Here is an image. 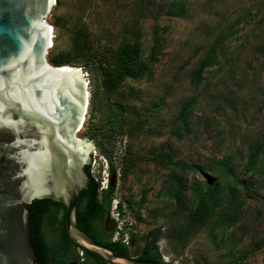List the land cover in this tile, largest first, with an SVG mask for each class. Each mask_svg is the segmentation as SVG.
I'll list each match as a JSON object with an SVG mask.
<instances>
[{
    "label": "rangeland",
    "instance_id": "rangeland-1",
    "mask_svg": "<svg viewBox=\"0 0 264 264\" xmlns=\"http://www.w3.org/2000/svg\"><path fill=\"white\" fill-rule=\"evenodd\" d=\"M47 20L49 63L86 76L89 109L77 136L92 143L100 189L115 168L114 233L131 255L158 236L169 264H264V0H56ZM134 44L145 72L115 78L120 48ZM211 51L213 62L198 75ZM256 149L254 172L246 164ZM223 161L229 177L201 169ZM199 183L222 187L223 200L188 231ZM234 186L242 216L224 229L216 218ZM44 232L56 239L50 220Z\"/></svg>",
    "mask_w": 264,
    "mask_h": 264
},
{
    "label": "water",
    "instance_id": "water-1",
    "mask_svg": "<svg viewBox=\"0 0 264 264\" xmlns=\"http://www.w3.org/2000/svg\"><path fill=\"white\" fill-rule=\"evenodd\" d=\"M54 5L0 0V264H36L29 206L40 199L62 202L69 236L111 264H159L116 256L77 224L93 161L91 141L77 136L89 88L81 68L48 63Z\"/></svg>",
    "mask_w": 264,
    "mask_h": 264
},
{
    "label": "trees",
    "instance_id": "trees-1",
    "mask_svg": "<svg viewBox=\"0 0 264 264\" xmlns=\"http://www.w3.org/2000/svg\"><path fill=\"white\" fill-rule=\"evenodd\" d=\"M139 54V45L134 44V46H126L124 48H120L119 56L117 57L114 71L116 74L115 78L122 79L127 75L130 76H140L145 72L144 65H136L137 58ZM213 51H211L206 58L202 61L200 67L198 68V75L202 72L203 67L211 64L213 62ZM55 65H63L61 60H57ZM114 77V76H113ZM94 94L92 97L94 98ZM188 111V107L184 106L181 114L183 119H185L186 113ZM105 155L109 157L111 161V156L108 151H104ZM258 159V150H254L246 164L247 170H253L254 172L258 169L256 166V161ZM262 167H264V157L262 160ZM257 168V169H256ZM204 171H215L221 177H229L231 172V168L226 167V161L218 164V168H203ZM86 171L90 177V182L88 187L81 191L78 202H77V224L78 226L86 232L91 231V221L92 218L100 213H106L111 210V196L110 194L113 191V187L110 182L108 187L105 189H100V182L96 180V178L92 175L90 171V166L86 167ZM115 173V168L112 165L110 169V174ZM237 183V182H236ZM232 187L231 193L227 202V207L222 211L219 218H216V222H218L219 226L222 228L231 227L239 218L242 216L241 207L244 204L243 200L240 199L238 190ZM178 187L174 186L172 188L171 194L177 195ZM195 190V199L196 203L194 207H192L188 214V231H194L198 228H201L205 225L212 217L215 216L217 208H219L222 204V195L221 193L224 191L222 187L210 186L206 183H199L194 186ZM121 204L119 205L120 211L122 210ZM37 209L35 210V208ZM62 207V202H55L51 199H44L40 201H35L32 205H30V222H31V234L34 246L36 248L38 262L39 264H47L48 256L46 253L48 252V248L45 244V241L40 234L42 223L44 218L48 215V213H52L53 208ZM66 209V208H65ZM52 211V212H51ZM51 215V214H49ZM50 220V224L52 227V231L56 232L60 230V233L64 239H67L66 232V222L65 219H59L57 215L48 216ZM91 233V232H90ZM158 236L153 240V242H147V247L145 249L147 255L145 257L154 259L160 264H169L165 262L161 258V254L159 252L158 246L155 244ZM111 247H121L115 250L118 256L123 255L124 257H129L128 255V247L123 242L111 243L109 244ZM54 262L58 263L60 261V257L58 255L53 256Z\"/></svg>",
    "mask_w": 264,
    "mask_h": 264
},
{
    "label": "flooded vegetation",
    "instance_id": "flooded-vegetation-1",
    "mask_svg": "<svg viewBox=\"0 0 264 264\" xmlns=\"http://www.w3.org/2000/svg\"><path fill=\"white\" fill-rule=\"evenodd\" d=\"M89 182H90V180L87 183V187H88ZM78 198H79V196H78ZM40 200H44V199H40ZM40 200H35V201H40ZM35 201H33L30 205H32ZM29 208H30V206H29ZM65 208H66V206L64 208H62V207L55 208L54 207L53 208L54 210H52L53 212L52 211H51L52 213L49 212L48 215L44 218V221L42 223L40 234L42 235V237L45 241V244L48 248V252L46 253V255L49 258L47 264H111L110 262L105 260L102 256H100L98 253L93 252L91 250H88L87 248H85L84 246L79 244L76 240L72 239L68 234L67 227H66L67 239H64V237H62V235L60 233V230H58L55 232V234L57 235L56 239L52 243L47 241L46 235L44 232L45 221L49 220L48 216L50 217L51 215H55V216L57 215V217L59 219H65V222H66L67 208L66 209ZM36 209H37V207L35 208V210ZM77 211H78V207H77ZM30 213H31V211H30ZM49 214H51V215H49ZM66 226H67V224H66ZM90 227L92 228L90 231L91 233L86 232V231L85 232L89 236H91L97 243L112 249L114 254L116 256H118L116 254L115 250H117V248L120 249L121 247L109 246V244H111V243L123 242L121 239V236H115L114 232H115L117 225H116L115 219L112 217L111 210L107 211L106 213L100 212V213L96 214L92 218ZM30 238H31V242L34 246V243L32 240V234H31V222H30ZM146 247H147V243L144 244L140 254H138V255L133 256L128 251L129 257H124L123 255H121L119 257H124V258H129V259L137 258V259H142V260L155 261L154 259L145 257L147 255V253L145 251ZM34 249H35V254H36L35 263L39 264L35 246H34ZM54 255H58L60 257V261L58 263L54 262V260H53Z\"/></svg>",
    "mask_w": 264,
    "mask_h": 264
},
{
    "label": "bare ground",
    "instance_id": "bare-ground-1",
    "mask_svg": "<svg viewBox=\"0 0 264 264\" xmlns=\"http://www.w3.org/2000/svg\"><path fill=\"white\" fill-rule=\"evenodd\" d=\"M55 2H56V0H54V4H55ZM48 22V21H47ZM48 24H49V29H50V40H51V46H50V48L51 47H53L54 46V28L52 27V25L48 22ZM48 63H49V61H48ZM49 65L51 66V67H53V68H55V66H53L52 64H50L49 63ZM58 67V66H57ZM65 67H68V66H61V67H58V68H65ZM80 73H81V75H82V72H81V70H80ZM83 77V76H82ZM88 84V83H87ZM87 98H88V100H87V102H86V105H85V109H84V114H83V116H82V120H81V125L79 126V129H78V132H80L82 129H83V126H84V124H85V121H86V115H87V113H88V109H89V101H90V92H89V90L87 91ZM77 138V137H76ZM78 139V138H77Z\"/></svg>",
    "mask_w": 264,
    "mask_h": 264
},
{
    "label": "built area",
    "instance_id": "built-area-1",
    "mask_svg": "<svg viewBox=\"0 0 264 264\" xmlns=\"http://www.w3.org/2000/svg\"><path fill=\"white\" fill-rule=\"evenodd\" d=\"M107 187V186H106ZM103 189V188H102ZM105 189V188H104ZM118 206H117V204L115 205V207H114V210H117L116 212H112V217L115 219V221H118L119 220V216H120V212L118 211ZM119 234H120V232H119ZM119 234L118 235H116L115 234V236H119ZM122 241L126 244L127 242H126V240H123L122 239Z\"/></svg>",
    "mask_w": 264,
    "mask_h": 264
},
{
    "label": "clouds",
    "instance_id": "clouds-1",
    "mask_svg": "<svg viewBox=\"0 0 264 264\" xmlns=\"http://www.w3.org/2000/svg\"><path fill=\"white\" fill-rule=\"evenodd\" d=\"M111 213H112V211H111ZM124 243V242H123Z\"/></svg>",
    "mask_w": 264,
    "mask_h": 264
}]
</instances>
